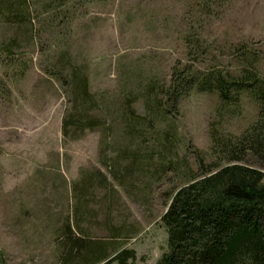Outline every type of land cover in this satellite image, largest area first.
<instances>
[{"label":"rangeland","instance_id":"1","mask_svg":"<svg viewBox=\"0 0 264 264\" xmlns=\"http://www.w3.org/2000/svg\"><path fill=\"white\" fill-rule=\"evenodd\" d=\"M46 1L26 0L31 18L20 30L0 19V264H54V231L74 205L69 184L97 171L104 183L87 197L91 217L84 226L92 236L107 237L108 223L120 225L127 237L118 239L119 246L135 252L127 264H153L165 246L159 217L166 195L182 184L185 167L161 171L152 157L151 174L113 180L110 161L99 154V129L73 138L61 134L68 103L47 72L56 71L50 57L66 51L83 67L98 100L95 113L109 122L122 89L148 79L167 84L175 63L187 62L186 34L205 49L195 68L216 65L233 73V51L245 46L257 56L264 79V0H51L53 12L42 6ZM12 39L17 46L2 50ZM134 107L142 112L141 98ZM216 110L214 92L192 90L178 103L175 156L194 171L198 158L208 166L223 164L210 148V123L221 136H237L257 115L255 101L245 95L239 114ZM109 126L111 159L122 142L113 122ZM241 162L259 169L264 182L258 160L247 154Z\"/></svg>","mask_w":264,"mask_h":264},{"label":"trees","instance_id":"2","mask_svg":"<svg viewBox=\"0 0 264 264\" xmlns=\"http://www.w3.org/2000/svg\"><path fill=\"white\" fill-rule=\"evenodd\" d=\"M42 6L56 11L51 0ZM28 8L26 0H0V19L20 30L30 22ZM183 37L188 63L176 62L167 84L148 79L136 84V89H122L109 114L114 119L111 117L109 122L95 113L98 100L89 91L83 67L75 64L66 51L53 53L51 69L56 71L47 72L56 76L68 103L60 122L61 134L73 138L85 129H99V154L110 161L107 172L113 180L149 173L152 157L161 171L164 167L173 171L185 167L182 184L166 195L159 217L165 246L153 264H264L263 175L241 162L248 154L264 166V79L256 71L257 56L245 46H238L233 51V73L216 65L195 68L196 55L205 49H200L198 39L195 41L190 34ZM4 46L2 50L9 53L17 43L12 39ZM192 90L214 92L219 113L239 114L242 95L253 99L257 106L256 119L237 136H221L214 124L208 125L210 148L220 153L223 164L208 166L198 158L196 171L184 158L175 156L173 147L176 140L172 120L180 99ZM139 98L141 113L134 107ZM112 122L122 145L113 149L110 159L106 151L112 143L108 138ZM102 180L98 171L84 172L69 184L74 205L54 231V264H127L135 258L132 248L118 244V239L127 237L120 225L108 223L107 237L92 236L84 226L91 217L87 197L96 183H104Z\"/></svg>","mask_w":264,"mask_h":264}]
</instances>
